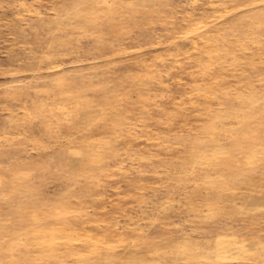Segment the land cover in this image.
<instances>
[{
  "label": "rangeland",
  "instance_id": "374dc122",
  "mask_svg": "<svg viewBox=\"0 0 264 264\" xmlns=\"http://www.w3.org/2000/svg\"><path fill=\"white\" fill-rule=\"evenodd\" d=\"M0 264H264V0H0Z\"/></svg>",
  "mask_w": 264,
  "mask_h": 264
}]
</instances>
